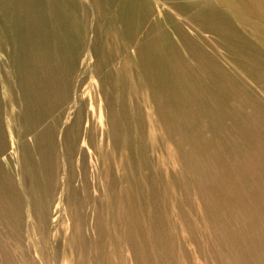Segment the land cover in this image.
<instances>
[{"label": "rangeland", "instance_id": "rangeland-1", "mask_svg": "<svg viewBox=\"0 0 264 264\" xmlns=\"http://www.w3.org/2000/svg\"><path fill=\"white\" fill-rule=\"evenodd\" d=\"M0 264H264V0H0Z\"/></svg>", "mask_w": 264, "mask_h": 264}]
</instances>
